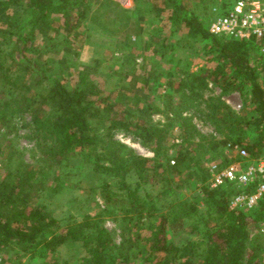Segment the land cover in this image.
<instances>
[{
    "label": "trees",
    "instance_id": "16d2710c",
    "mask_svg": "<svg viewBox=\"0 0 264 264\" xmlns=\"http://www.w3.org/2000/svg\"><path fill=\"white\" fill-rule=\"evenodd\" d=\"M21 1L0 0V130L16 131L28 115L30 120L24 127L32 131L41 158L40 163L30 164L15 146H9V160L0 170V253L17 249L45 261L70 246L85 253L82 264H259L264 243L253 234L264 220V202L253 211L231 209L232 199L252 188L240 189L228 183L211 189L204 167L208 153L219 152L222 166L235 161L226 154L228 145L245 148L252 158L264 153V57L255 41L215 36L209 31L214 12L206 24L185 0H171L174 25H184L209 42L227 65L218 64L211 72L188 74L171 82L163 95L166 106L162 109L153 101L126 94L134 93L141 80L134 68L130 69L131 82L116 89L117 100L115 92L103 93L91 78L89 66H75L72 84L50 64V58H36L50 53L48 43L55 41L62 29L77 31L88 14L87 0H25L29 19L13 36L4 26L9 24L10 9ZM39 39L46 44L44 51ZM228 72L230 87L249 91L252 110L248 113L244 108L238 115L220 99L210 102L209 118L220 138L203 136L194 119L185 114L187 107L202 97L210 77H224ZM174 94L179 96L178 102ZM155 113L163 115L166 122L155 124ZM175 124L181 129V143L172 165L166 158V143ZM251 127L252 131H247ZM119 132L153 144L156 164L165 160L159 182L168 186H164L165 194L176 196L170 212L149 208L145 186L150 181V161L117 141ZM86 163L92 173L114 179L117 185L111 188L105 184L102 195L106 207L99 213L88 210L80 220H70L62 227L40 199L61 193L72 173ZM186 169L188 177L203 184L209 218L201 217L203 230L196 229L201 236L198 241L178 244L170 240V229L183 228L185 220L198 212L196 205L178 201L176 190L180 186L171 187ZM130 178L135 181L130 182ZM106 217L118 223L120 243L105 227ZM144 230L151 231V236L144 238Z\"/></svg>",
    "mask_w": 264,
    "mask_h": 264
},
{
    "label": "rangeland",
    "instance_id": "374dc122",
    "mask_svg": "<svg viewBox=\"0 0 264 264\" xmlns=\"http://www.w3.org/2000/svg\"><path fill=\"white\" fill-rule=\"evenodd\" d=\"M131 8H126L121 0H87L88 14L76 32L61 30L55 41L47 42L50 53L36 58H50V64L60 72L61 76L68 81H75L76 67L89 66L92 73L91 78L103 90L105 95L115 92V98L120 96L116 90L118 87L127 86L131 82L130 69L136 71L141 80L137 82L134 93H126L128 96H139L145 101H153L162 109L166 106L163 95L169 91L167 85L171 82H179L188 74H203L213 71L218 64H226L218 58L217 53L211 48L209 42L202 40L194 32L188 30L184 25H174L172 21L173 6L171 0H130ZM238 0H185L189 8L195 11L198 16L209 24L213 19V12L230 9ZM9 24L4 26L6 33L15 36L17 28L21 27L29 19L26 9V1L22 0L14 5L8 14ZM2 25L0 24V27ZM54 36V34L52 33ZM42 38V35H39ZM39 47L45 50V43L39 39ZM54 44L55 46H50ZM52 47V48H51ZM48 51V50H46ZM230 70V68H229ZM230 72L224 77L217 76L208 79V86L203 90L202 97L194 99L188 105L185 114L194 119V123L201 135H220L215 125L209 118L211 114L209 103L217 99L228 104L238 115H241L244 108L252 110L250 105V94L247 89L243 92L237 88L230 87ZM225 86L227 89H225ZM175 95V94H174ZM175 95V101H179ZM243 104L240 111L234 109ZM121 105L123 103H120ZM132 102H128L131 105ZM249 114L248 120H250ZM153 122L164 124L166 119L163 115L155 113ZM20 121L17 130L10 133V129L0 130V170L10 157V144L15 146L24 155V160L30 164H38L41 158L35 140L32 139V131L24 127L29 122L28 115ZM253 127L247 129L252 131ZM246 131V132H247ZM6 136H3L5 135ZM116 140L132 150L136 155L150 161V181L145 186L146 199L149 208L164 209L162 212H170L174 205L173 197L165 194L166 183L159 182L162 179V168L165 160H159L156 164V154L153 144L143 143L131 134L119 132ZM245 138V136H244ZM181 143V129L175 124L171 129L170 136L166 143L167 156L172 165L176 161L178 152L177 145ZM222 155L218 152L208 153L204 167L221 163ZM82 168V167H81ZM89 164H84L79 172H73L66 188L55 196H47L40 199L51 215L61 222V226L67 225L70 220L81 219L86 211L93 214L100 212L106 207L102 195L105 184L114 188L116 180L98 176L92 173ZM205 169V173H206ZM192 171V168H191ZM186 169L173 181L172 188L176 190L178 201H187L198 208V212L190 215L185 220L183 228L173 227L170 229V240L183 244L188 240L198 241L200 234L196 229L203 230L201 217L209 218L208 205L203 200V184L188 177ZM151 176H154L151 180ZM134 182V178L129 179ZM116 184V185H115ZM165 186V187H164ZM159 194V196H158ZM162 196H161V195ZM180 205V203L178 204ZM105 227L112 233L117 243L122 241L121 229L113 218L104 219ZM257 229L253 236L260 241L264 236ZM142 236H151V231H142ZM142 244V242H140ZM85 253L81 249L75 250L70 246L60 249L56 255L49 256L45 261L34 260L25 256L20 250H4L0 253V264H82L81 258ZM259 264H264L263 259Z\"/></svg>",
    "mask_w": 264,
    "mask_h": 264
},
{
    "label": "built area",
    "instance_id": "2783aa9c",
    "mask_svg": "<svg viewBox=\"0 0 264 264\" xmlns=\"http://www.w3.org/2000/svg\"><path fill=\"white\" fill-rule=\"evenodd\" d=\"M126 8H131L130 0H121ZM209 31L219 37L238 40H254L258 53L264 57V0H238L225 13L214 10ZM243 104L234 109L240 111ZM226 154L235 159L227 166L213 163L207 166L208 184L211 189H218L231 183L240 189H251L249 192L238 193L231 201L233 210L253 211L264 202V153L261 157L252 158L250 153L238 145H228ZM175 162H173L174 164ZM264 235V220L256 228Z\"/></svg>",
    "mask_w": 264,
    "mask_h": 264
}]
</instances>
